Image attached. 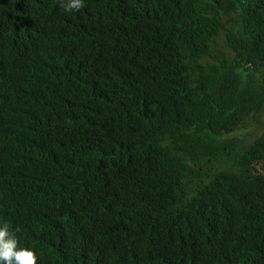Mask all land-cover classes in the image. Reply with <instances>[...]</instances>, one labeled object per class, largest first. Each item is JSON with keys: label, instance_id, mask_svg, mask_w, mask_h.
<instances>
[{"label": "trees", "instance_id": "16d2710c", "mask_svg": "<svg viewBox=\"0 0 264 264\" xmlns=\"http://www.w3.org/2000/svg\"><path fill=\"white\" fill-rule=\"evenodd\" d=\"M0 221L36 264H264V0H0Z\"/></svg>", "mask_w": 264, "mask_h": 264}, {"label": "clouds", "instance_id": "9594fccd", "mask_svg": "<svg viewBox=\"0 0 264 264\" xmlns=\"http://www.w3.org/2000/svg\"><path fill=\"white\" fill-rule=\"evenodd\" d=\"M84 0H62L65 12L79 10ZM16 229L0 221V264H36L33 248L22 246L15 235Z\"/></svg>", "mask_w": 264, "mask_h": 264}, {"label": "rangeland", "instance_id": "374dc122", "mask_svg": "<svg viewBox=\"0 0 264 264\" xmlns=\"http://www.w3.org/2000/svg\"><path fill=\"white\" fill-rule=\"evenodd\" d=\"M221 43H224V41H221Z\"/></svg>", "mask_w": 264, "mask_h": 264}]
</instances>
